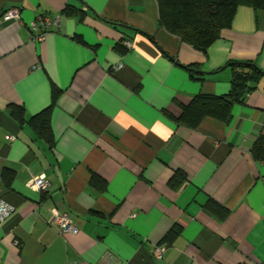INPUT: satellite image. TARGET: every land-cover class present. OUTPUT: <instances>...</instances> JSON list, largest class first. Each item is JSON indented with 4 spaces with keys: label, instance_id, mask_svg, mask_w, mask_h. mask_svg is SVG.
Masks as SVG:
<instances>
[{
    "label": "crops",
    "instance_id": "obj_1",
    "mask_svg": "<svg viewBox=\"0 0 264 264\" xmlns=\"http://www.w3.org/2000/svg\"><path fill=\"white\" fill-rule=\"evenodd\" d=\"M12 6L0 195L15 210L0 264H264V75L228 116L198 103L229 93L232 62L264 71V9L239 6L204 52L160 25L158 0H0V17ZM44 13L59 21L33 28ZM48 107L50 140L30 122ZM41 173L48 190L29 184ZM55 210L77 232L60 234Z\"/></svg>",
    "mask_w": 264,
    "mask_h": 264
},
{
    "label": "trees",
    "instance_id": "obj_2",
    "mask_svg": "<svg viewBox=\"0 0 264 264\" xmlns=\"http://www.w3.org/2000/svg\"><path fill=\"white\" fill-rule=\"evenodd\" d=\"M158 3L160 25L204 52L219 38L222 30L232 25L239 6L264 9V0H158ZM72 11H75L72 6L65 8V13ZM230 64L234 74L229 93L223 96L201 95L197 101L202 108L213 106L225 116L230 114L232 104L243 101L245 93L251 92L254 84L264 75V71L253 61H235ZM11 113L21 121L25 120L24 108L11 106ZM30 122H35L38 130L49 140L52 138L50 107L33 116ZM252 152L256 158L264 159L263 136L256 141Z\"/></svg>",
    "mask_w": 264,
    "mask_h": 264
},
{
    "label": "built area",
    "instance_id": "obj_3",
    "mask_svg": "<svg viewBox=\"0 0 264 264\" xmlns=\"http://www.w3.org/2000/svg\"><path fill=\"white\" fill-rule=\"evenodd\" d=\"M21 18V8L12 6L7 8L0 17V21L8 22L12 20H19ZM59 21L58 17H52L49 14H41L36 18L31 25L33 28H36L39 24L43 25L46 28H49L52 23ZM126 47L132 45L131 40H125ZM121 67V64L115 65V68ZM8 138L14 139V135H9ZM32 187H35L40 190H48L50 186V180L48 179L45 173L39 175H34L29 183ZM15 206L6 200L4 196L0 195V225L14 212ZM51 223L57 227V230L60 234L67 235L70 233L77 232L78 228L75 223L71 220L65 212H60L58 210L54 211V214L51 218ZM165 246L160 245L155 248V254L157 256H163L165 252Z\"/></svg>",
    "mask_w": 264,
    "mask_h": 264
}]
</instances>
